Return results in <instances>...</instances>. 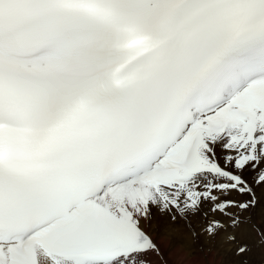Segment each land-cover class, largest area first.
<instances>
[{"label": "snow or ice", "instance_id": "1", "mask_svg": "<svg viewBox=\"0 0 264 264\" xmlns=\"http://www.w3.org/2000/svg\"><path fill=\"white\" fill-rule=\"evenodd\" d=\"M156 220L264 264V0H0V264H183Z\"/></svg>", "mask_w": 264, "mask_h": 264}, {"label": "bare ground", "instance_id": "2", "mask_svg": "<svg viewBox=\"0 0 264 264\" xmlns=\"http://www.w3.org/2000/svg\"><path fill=\"white\" fill-rule=\"evenodd\" d=\"M152 228L155 232L170 237L172 249L177 259L183 261V264H193L195 256H200L205 264H242L245 259L248 264H257L259 259L255 256H233L231 255L232 249L227 245H218L211 254H201L196 251L199 246L193 244L191 237L182 226H171L156 220L153 222Z\"/></svg>", "mask_w": 264, "mask_h": 264}]
</instances>
